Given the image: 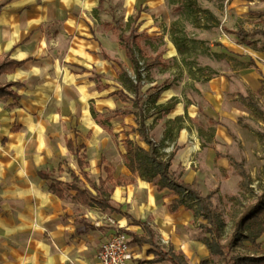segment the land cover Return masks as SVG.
Returning <instances> with one entry per match:
<instances>
[{"label": "crops", "instance_id": "1", "mask_svg": "<svg viewBox=\"0 0 264 264\" xmlns=\"http://www.w3.org/2000/svg\"><path fill=\"white\" fill-rule=\"evenodd\" d=\"M254 1L257 0L243 2L251 5ZM100 2L101 0H0V28L10 33L5 38V47L0 51V57L8 55L9 60L24 62L13 72L0 74V84L13 83L11 90L19 96L17 101L0 98V105L3 101H10L6 108L1 107L0 110V146L19 132H30L32 137L44 133L42 105L45 94L38 88L34 91L23 89L29 77L41 71L39 69L43 65L37 60L46 55L43 37L35 31L40 26L60 22L67 29L71 37L64 51V61L68 64L46 62L44 65L47 68H58L62 73L64 69L68 75L70 73L75 85L82 84V102L88 104L86 111L78 119L77 131L72 136L63 137L64 152L61 153H65V157H72L74 166L68 170L63 169L58 158H51V148L37 146L33 149L32 157L25 161L23 169L27 171L28 177L21 181L20 219L12 231L20 236L13 243L19 249V262L15 261L14 264H99L97 252L116 229L128 236L129 264H169L148 262L155 258L153 251H167L170 247L182 254L188 264H199L204 260L208 264H215L217 261L211 258L203 243L206 232L203 236L197 229L199 221L202 224L205 222L194 219L192 213L183 207L171 214L168 206L174 197L170 190L159 191L157 180L148 183L135 178L129 185L114 187L110 199L113 207L120 211L117 213L102 210L96 205H83L73 200L69 194L60 199L50 192V181L38 176L39 171L54 172L53 179L71 183L73 172L83 180L76 158L66 147L68 139L77 146H84L88 163L84 171L96 185L100 178L106 177L104 168L110 169L114 178L130 176L123 158L126 152L123 141L126 138L147 149L139 141L138 134L131 132L132 128H136L135 113L138 112V108L132 103L135 94L127 90L118 78L121 68L131 80L136 74L113 31L117 21L112 22L105 13V9L110 8L101 6ZM118 4L120 7H112L115 15L118 12L124 15L125 22L128 19L133 22L130 28L143 34L140 40L141 50L146 56L157 58L160 62L152 65L150 60L138 59V64L142 62L145 70V83L138 85V96L144 102L147 96L157 94L153 105L162 108L173 103L172 109L167 113L149 109L145 119L149 135L156 144L162 143L164 148H173L172 152H175L170 172L183 183L193 186L202 196H210L215 209L211 190L225 195L229 185L234 182L240 188L241 178L237 170L242 168L245 171L242 162L236 161L234 156L226 152L231 138L223 121L226 117L225 97L234 88V83L251 91L264 87V50L245 46L241 41L232 44V48L228 49L238 56V61L246 63L252 60L256 68L230 67L228 72L218 71L219 75L203 82L205 77L194 73V68L189 69L183 65L167 33L163 39L164 45H161V37L153 39L154 36L162 35V30L167 28L170 21L166 0H120ZM203 36L204 33L199 32L198 37ZM162 46L164 49L160 50ZM136 57L138 58L137 54ZM169 63L176 67H169ZM208 67L213 69L210 64ZM186 88L195 90L201 106L193 101ZM54 101L58 123L61 119L58 113L63 105L60 99L54 98ZM81 105L85 108V105ZM115 110L131 113L113 116L112 112ZM61 114L62 119L66 117L65 114L67 118H72L75 115V105L69 106L67 112L63 111ZM98 116L108 120L105 126L111 132L98 123ZM13 120H16V125L9 126ZM232 167L235 175L230 174ZM56 172L66 178H55ZM216 178L220 179V185L216 183ZM83 183L85 188L95 194L85 180ZM249 188L244 193L245 196L250 193L252 197L256 192L251 184ZM133 221L140 224L136 225ZM230 229H227L226 223L220 240L226 237L228 230L233 234V226ZM146 230L152 238V244L133 241L132 234L149 238ZM231 238L233 239L232 236ZM259 240L260 250L264 251V235ZM230 247L233 248L231 244Z\"/></svg>", "mask_w": 264, "mask_h": 264}, {"label": "rangeland", "instance_id": "2", "mask_svg": "<svg viewBox=\"0 0 264 264\" xmlns=\"http://www.w3.org/2000/svg\"><path fill=\"white\" fill-rule=\"evenodd\" d=\"M118 2L120 0H101L100 5L110 8L109 10L106 8L105 13L109 15L112 22L115 20L121 24L125 34H128L133 22L129 19L125 22L124 15L118 12L115 15L113 9L116 6L120 7ZM166 2L170 21L167 28L162 30V35L154 36L153 39L161 37V45H164L163 39L167 33V37L176 47L173 43L175 38L182 50V54L178 53L181 62L189 69L194 68V73L198 76L205 77L203 82L219 75L218 71L228 72L230 67L239 69L238 56L228 49L239 41L222 28L227 30L241 28L247 32L264 28V1L257 0L251 5L239 0H166ZM178 4L181 6L180 9L177 7ZM197 9L201 13L193 14ZM35 31L43 37L46 55L37 60L43 65L39 69L41 71L30 76L28 82L24 83L23 89L34 91L38 88L45 94L42 105L45 120L44 133L32 137L30 132H19L4 142L2 147L0 146V264L19 262V249L14 247L13 243L17 242L20 236L13 234L12 231L20 219V195L22 194L20 185L22 179L28 177L27 171L23 169L26 159L32 157L36 146L51 148L53 150L51 158L56 160L58 158L63 169L68 170L74 166L72 157H65L66 154L61 153L64 152L63 137L72 136L77 131L78 119L84 114L88 105L87 102H82L84 96L81 83L75 85L71 74L68 75L64 69L62 73L58 68H47L48 66L44 65L46 62L68 64L64 61L66 59L64 51L71 37L67 29L60 22H51L40 26ZM199 32L204 33L202 38L198 37ZM9 35V32L0 28V51L5 47V38ZM249 40H252L256 48L264 45V39L260 35L251 36ZM155 43L158 44V41ZM163 49L162 46L160 50ZM209 64L213 69L208 67ZM169 67L176 66L169 63ZM186 92L194 102L200 103L194 89L186 88ZM54 98L60 99L63 105L58 113L59 118L62 119L61 113L67 112L68 107L72 105H75V115L69 119L65 114L66 117L57 123L58 116L53 107ZM9 102L3 101L0 110L1 107L6 108ZM81 103L85 105V108ZM224 112L226 117L223 121L231 138L226 152L234 156L236 161L242 162L250 184L256 192L252 197L250 193L245 196L244 191L235 182L229 185L225 195L211 190V194L214 195L213 205L223 214L227 229H230L233 226L231 219L234 216L241 217L264 193V87L258 91H251L234 83V88L225 97ZM11 125H16V120H13V123L10 122L9 126ZM234 170L232 167L230 174L235 175ZM31 174H34V171H31ZM55 178L66 177L56 172ZM215 181L220 185V179L216 178ZM198 225L200 234L205 236L201 221ZM230 230L221 240L227 258L236 253H247L246 250L230 247L232 242ZM245 246L249 245L245 243ZM214 259L217 261V258Z\"/></svg>", "mask_w": 264, "mask_h": 264}, {"label": "trees", "instance_id": "3", "mask_svg": "<svg viewBox=\"0 0 264 264\" xmlns=\"http://www.w3.org/2000/svg\"><path fill=\"white\" fill-rule=\"evenodd\" d=\"M242 1L252 2L253 0ZM177 7L180 9L181 6L178 4ZM200 13L199 9L193 12L195 15ZM222 30L227 34L234 35L237 40L241 41L245 46H254L253 42L248 39L251 36L260 35L264 39V28L255 29L252 32H247L241 28L237 30H227L222 28ZM113 31L117 37V42L120 48L125 51L126 57L136 74L137 80L139 78L138 59L150 60L152 65L160 64V62L157 61V58L148 57L141 50L140 40L143 38V34H138L134 28H130L128 34H125L123 26L119 23L116 24ZM176 42L177 41L174 38L173 43L176 46L178 53L182 54V50ZM259 49L264 50V45ZM136 54L138 55V58L136 57ZM23 63L24 62L9 60L8 55L0 57V74L13 72L15 69L22 66ZM118 65L121 67L120 64ZM237 65L240 68H256V65L252 60L246 63L238 62ZM118 78L123 82L127 90L135 94L132 103L134 107L138 108V112L135 113L136 128H132L131 132L137 133L139 141L147 146V149H144L129 138H126L123 141L126 148L123 158L130 176L128 178H114L112 171L108 168H104L103 171L106 177L105 179L100 178L98 185H96L89 179L88 174L84 171V169L88 167L86 155L83 151L84 146H77L74 141L68 139L66 141V147L76 158L78 168L80 169V175L83 180L87 182L89 188L94 191L95 194H92L88 188H85L83 180L79 179V177L73 172L71 173V183H64L61 180L53 179L54 172L39 171V178L45 181H50V192L60 199H63L66 194H69L73 200L83 205H96L102 210H109L117 213H120V211L113 207L110 199L114 187L129 185L134 182L135 178H140L148 183L157 180V189L159 191L164 189L170 190L174 197L168 206V211L171 214L177 212L180 207H183L185 210L192 213L194 219H200L205 222L202 224V227L205 229L207 236L204 238L203 243L208 249L211 258H217L215 264H264V251L260 250V244L257 242L264 235V193L258 198L257 202L252 207L242 214L241 217L234 216L231 219L233 223V239L231 246L234 249L246 250L247 253H236L230 258H227V253L221 245L220 240L221 232L227 223L224 216L213 208L210 196H202L193 186L183 183L178 177H175L170 172L171 160L175 151L171 152L165 159V154L162 151L164 145L162 143L156 144L152 140L149 135V130L145 125V119L148 116L150 108H154V110L158 112L167 113L172 109L173 103L168 104L164 108L154 106L153 103L157 98V94L147 96L145 101L142 102L141 98L138 96V85L133 83L128 74L122 68L118 71ZM262 83L264 84V82ZM13 86V83L5 85L0 84V98H10L13 101H17L19 96L11 90V87ZM130 113L131 112L125 110H115L112 112V115L126 116ZM96 119L108 132H111L110 128L105 126L106 123L108 124V120H106V122L103 119V116H98ZM237 174L241 178L240 188L244 192L249 191V176L242 168L237 170ZM107 185H110V187ZM133 223L136 225L140 224L138 221H133ZM146 232L149 238H146V236L139 237L132 234L133 241L152 244V238L147 230ZM245 243L249 244V246L246 247ZM153 253L155 258L148 263L167 262L169 264H188L183 255L175 252L171 247L167 251L157 249L153 251ZM199 264H208V261L204 260Z\"/></svg>", "mask_w": 264, "mask_h": 264}, {"label": "built area", "instance_id": "4", "mask_svg": "<svg viewBox=\"0 0 264 264\" xmlns=\"http://www.w3.org/2000/svg\"><path fill=\"white\" fill-rule=\"evenodd\" d=\"M139 74L140 81L135 76L132 77V81L136 85H143L145 83V70L144 64L139 63ZM163 153L165 159L173 151V148H164ZM114 224L113 222H110ZM128 252H129V239L128 236L116 229L113 234L101 245L97 252V259L99 264H129L128 263Z\"/></svg>", "mask_w": 264, "mask_h": 264}]
</instances>
